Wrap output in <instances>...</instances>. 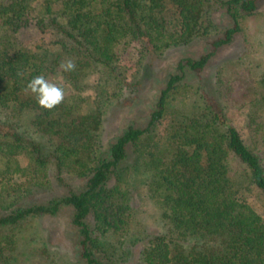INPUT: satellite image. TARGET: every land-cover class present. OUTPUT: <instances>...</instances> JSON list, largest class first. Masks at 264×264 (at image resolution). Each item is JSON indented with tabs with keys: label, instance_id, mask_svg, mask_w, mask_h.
I'll return each mask as SVG.
<instances>
[{
	"label": "trees",
	"instance_id": "1",
	"mask_svg": "<svg viewBox=\"0 0 264 264\" xmlns=\"http://www.w3.org/2000/svg\"><path fill=\"white\" fill-rule=\"evenodd\" d=\"M263 2L0 0V264L20 261L29 222L64 208L79 238L77 260L66 264H127L138 244L142 264H264V73H238L244 131L229 116L238 105L230 64L205 75ZM32 23L51 34L49 43L20 41L17 33ZM136 40L146 62L141 77L128 80L119 63ZM201 41L206 49L177 61L146 122L103 143L108 106L148 83L168 51ZM67 59L75 71L60 67ZM57 72L71 92L60 85L64 102L45 110L25 87ZM69 174L86 178L83 188L69 185ZM138 182L160 209L157 232L135 225ZM45 191L52 194L31 198ZM47 252L38 264H65Z\"/></svg>",
	"mask_w": 264,
	"mask_h": 264
},
{
	"label": "rangeland",
	"instance_id": "2",
	"mask_svg": "<svg viewBox=\"0 0 264 264\" xmlns=\"http://www.w3.org/2000/svg\"><path fill=\"white\" fill-rule=\"evenodd\" d=\"M260 11L259 14L248 19L244 33L239 35L232 44L222 48L205 70V75L213 77L214 73L224 64H230L227 74L233 80V94L238 99V105L231 108L229 116L241 130H243L245 110L241 109V104L244 101L243 96L246 89L242 79H238V73L241 78L242 75L248 74L246 67L250 69L249 73L252 72L253 76L257 78L264 73V2L261 4ZM215 16L218 22L227 24L228 18L225 15L217 14ZM17 36L23 44L30 46L40 40H44L46 43L51 40V34L41 32L35 23L21 28ZM144 49V43L136 40L122 56L119 69L128 80L141 75L139 70L142 67V62H146L143 57ZM205 49L206 42L201 41L189 47L171 49L165 56H161L157 61L158 63L152 67L149 77L147 76L148 83L143 85L138 92L128 96L124 95L120 101L113 102L108 106L98 132L100 140L108 144L114 141L129 124H144L153 101L164 85L169 73L175 70L177 61L186 54L198 55ZM47 79L58 85H64L66 91L71 92V87L66 84L60 72L49 75ZM88 93L92 94L91 91ZM24 122L25 126L30 128L27 118L24 119ZM167 123L168 121L165 120L158 124L151 132V136L157 138L165 132ZM40 139L47 140V138L42 137ZM66 177L69 185L76 189L83 188L87 182L86 178L74 174L66 175ZM136 186L134 203L138 212L135 225L137 228H144L148 233L157 232L162 226L160 209L146 196V187L143 183L138 182ZM57 190L65 192V188H58ZM51 194V192L46 191L37 192L31 198L38 200ZM0 201H2L1 198ZM71 220L70 210L64 208L55 216H43L29 222L28 228L22 234V241L26 244L21 247L22 253H20V261L17 264H38L37 262L44 254L45 248L48 250L47 253L58 258L61 263L66 264L76 261L79 256V238ZM139 250L140 245L138 244L133 248V255L127 264H142L139 260Z\"/></svg>",
	"mask_w": 264,
	"mask_h": 264
},
{
	"label": "clouds",
	"instance_id": "3",
	"mask_svg": "<svg viewBox=\"0 0 264 264\" xmlns=\"http://www.w3.org/2000/svg\"><path fill=\"white\" fill-rule=\"evenodd\" d=\"M60 67L65 72H72L76 69V65L71 59L63 61ZM25 91L35 96L39 107L49 111L58 107L65 99L64 88L46 79L44 75L33 77L27 83Z\"/></svg>",
	"mask_w": 264,
	"mask_h": 264
}]
</instances>
